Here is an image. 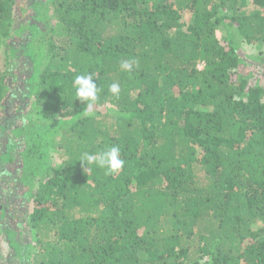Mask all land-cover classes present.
I'll list each match as a JSON object with an SVG mask.
<instances>
[{
    "label": "trees",
    "instance_id": "1",
    "mask_svg": "<svg viewBox=\"0 0 264 264\" xmlns=\"http://www.w3.org/2000/svg\"><path fill=\"white\" fill-rule=\"evenodd\" d=\"M25 1L23 25L21 0H0V167L22 210L0 234L13 254L264 264V0ZM11 62L27 74L7 115ZM88 74L90 116L73 84ZM111 146L116 173L80 161ZM9 207L0 197V220Z\"/></svg>",
    "mask_w": 264,
    "mask_h": 264
},
{
    "label": "rangeland",
    "instance_id": "2",
    "mask_svg": "<svg viewBox=\"0 0 264 264\" xmlns=\"http://www.w3.org/2000/svg\"><path fill=\"white\" fill-rule=\"evenodd\" d=\"M17 8V5L16 7ZM18 10V9H16ZM20 13L22 14V16H20ZM18 15V20L16 21V24L18 23H22L23 25H25L27 19H29V16L31 15V12L27 6V1L25 0H21V3L19 4V13L16 14ZM25 19V22L23 21V19ZM18 26H15V29H17ZM12 34V33H11ZM224 31H221L219 35H223ZM25 36L22 35V38H24ZM12 39H9V41ZM18 41H20V39H18ZM17 41V42H18ZM32 46L35 48V50H37V53L39 54L40 52H42V47L40 46L39 43V39H34L32 41ZM247 54L249 52H246ZM21 54V52H20ZM21 60V59H20ZM18 61V59H17ZM16 61V62H17ZM16 62H11L10 64H12V66L16 67ZM20 62V61H19ZM199 68H201V65L199 66ZM17 70L16 73V77L14 79H12V81L10 83H12L10 89H7V94L9 95V101L11 102V105L8 106V110H6V114H10L16 107L18 104V100H20V97L22 96V93H24L23 90V86H24V78L25 75L27 74V71L24 72V69L19 70L18 67H16ZM5 83V80H2V78H0V86L3 87ZM4 88H6V85L4 86ZM4 93V90H3ZM3 94H0V99L2 98ZM14 102V103H13ZM0 118H1V112H0ZM13 138V136H12ZM14 142V140H13ZM2 152V143H0V153ZM3 169V167H0V197H1V201H3V205L5 207H9V205L11 207H9V210L11 211L10 215H7V217H5L4 219L0 220V233H1V225H9L12 224L13 221L15 220L16 222L21 220V211L22 210H18L19 207H16V205L14 203H12V199L15 201L17 198L11 195V189L9 187H7L8 185V177L6 175H1V170ZM10 171H16L15 169L9 168ZM9 169H7L9 171ZM16 174H19V172H16ZM24 208V206H23ZM1 209V208H0ZM13 217V218H12ZM22 223V222H21ZM23 225H21L19 227V230L22 232L23 231ZM3 235V234H2ZM0 234V255L3 256V258L0 260L1 264H25V262L27 261V253L25 250H21L19 252H17L16 254H13V252L7 247L5 241H4V237ZM25 259L24 262L20 263V259Z\"/></svg>",
    "mask_w": 264,
    "mask_h": 264
},
{
    "label": "clouds",
    "instance_id": "3",
    "mask_svg": "<svg viewBox=\"0 0 264 264\" xmlns=\"http://www.w3.org/2000/svg\"><path fill=\"white\" fill-rule=\"evenodd\" d=\"M137 62L135 60H122L120 63V68L131 72L133 70V65ZM75 94L77 98L86 104V111L84 115L90 116L93 114V107L98 99L99 89L93 78V75H78L73 81ZM109 91L118 96L120 92V86L117 83H113L109 86ZM82 163H87L88 165L95 164L99 168L105 169L107 174H113L120 171L125 161L121 159V150L117 146H111L108 149L95 153H84Z\"/></svg>",
    "mask_w": 264,
    "mask_h": 264
}]
</instances>
